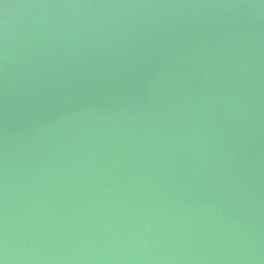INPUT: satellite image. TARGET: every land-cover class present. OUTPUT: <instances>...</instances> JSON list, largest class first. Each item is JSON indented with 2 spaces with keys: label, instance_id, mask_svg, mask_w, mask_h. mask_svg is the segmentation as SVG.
<instances>
[{
  "label": "water",
  "instance_id": "obj_1",
  "mask_svg": "<svg viewBox=\"0 0 264 264\" xmlns=\"http://www.w3.org/2000/svg\"><path fill=\"white\" fill-rule=\"evenodd\" d=\"M0 264H264V0H0Z\"/></svg>",
  "mask_w": 264,
  "mask_h": 264
}]
</instances>
